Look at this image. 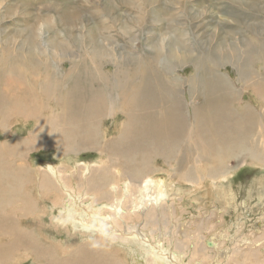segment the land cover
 I'll use <instances>...</instances> for the list:
<instances>
[{
	"label": "rangeland",
	"instance_id": "rangeland-1",
	"mask_svg": "<svg viewBox=\"0 0 264 264\" xmlns=\"http://www.w3.org/2000/svg\"><path fill=\"white\" fill-rule=\"evenodd\" d=\"M248 49H253L250 52H255L251 58L253 64L251 62L250 66L260 73L261 67L264 66L258 59V53L260 56L263 53L264 56V0H0V97L2 95L6 98L12 96L13 99L18 97V100L22 99L28 103L33 101L31 107H36L35 115L38 117L28 116L24 119L17 115V111H25V108L30 107L27 104L21 106L14 100L11 104L8 101L3 105L0 104V179H5L6 170L18 169L20 166H26L30 170L27 172L32 181L34 173L38 174L45 168L64 166L70 172L73 166L79 164L103 165L107 164L108 155L111 152L126 150L127 139L118 138L121 133L119 124L124 123L125 119L121 116L118 124L112 123L109 118L112 112L110 109H106L98 119L99 143L96 148L82 147L74 143L71 148L60 150L53 144L46 143L48 141L44 140V135H37L35 132L37 126L48 127L46 118L52 120L57 113L63 111L62 93L65 94L66 90L77 85L75 82L77 76H82L83 79L80 82L84 83L85 76L91 74L90 71H95V64L106 73L113 75L116 70L114 65L117 62L120 61L125 64V68L132 71V67L139 62L142 70L151 71L152 76L157 77L160 82L176 84L178 87L184 84L182 89L185 96L182 95L181 98L184 99L182 102L184 105L187 102V111L192 115L193 102L199 109L204 103L205 93L202 85L204 79L214 83L216 77H213L214 75H224L232 80L236 88L244 91V84L240 82L238 72L244 68V66L239 68L242 64L240 62L243 57L242 52ZM101 57L102 64L99 63ZM183 58H186L185 63L182 62ZM39 61L43 63L39 64ZM168 66L173 67L170 74L167 71ZM209 66L213 67L210 69ZM70 73L78 75L72 78ZM24 77L27 79H23ZM51 79L57 82L56 90L54 82L53 89H41L37 86ZM57 98L61 100L57 101ZM240 98L242 102L240 100L238 102L254 105L256 110L262 107V102L259 104L260 99L249 90ZM7 105L10 106L6 111ZM68 106L69 109H74V103H69ZM236 107L237 110L240 109L239 106ZM45 108L48 111H43ZM51 111H57V113L51 114ZM3 115L8 117L6 123L3 121ZM93 118L87 116L83 123ZM57 127L61 126L57 124ZM57 127L52 129L57 131ZM191 128L189 124L183 140L178 145L179 148L177 147L179 150L174 146L165 145L161 140L159 152L164 150L162 145H165L166 148L171 149L168 153L172 151L175 159L164 161L157 157V154L149 153L152 149L148 147V143L146 148L149 152L145 148L128 149L129 154L118 153V160L130 161L132 168L128 169L134 171V167L144 164L145 159L149 158L147 162L149 173L154 167L158 170L156 172L158 175L154 176H162L168 179V182L175 184L174 192L179 191V194L170 198V202H173L171 205L173 204L177 209L176 220H186L193 224L201 213L203 216L210 215L216 209L223 208L222 222H215L218 228L213 231L215 234L220 228L231 227L232 229L233 227L230 231L233 235L237 231L235 226L242 223L245 224L244 237L260 239L262 236L259 235L262 233L264 235V198L261 199L263 202L261 204L257 198L260 193L257 189L259 180H264V160L248 158L243 161L241 158L244 155H239L241 150L237 153L222 148L221 161L218 155L211 163L196 164L194 159L198 152L193 153L192 146L186 149L185 162L182 163L178 159L183 155V145L185 146L186 143L193 145L196 140V133L192 132ZM149 141L151 140L143 141V143L146 144ZM150 143L156 145L153 141ZM20 144L31 145L22 147ZM14 145L18 147L14 149ZM200 153L205 154L203 150ZM253 153L262 154L256 149ZM217 165H220L222 170L229 167L231 172L225 179L220 176L218 180L213 181L208 178V174H210V168L213 169ZM180 166L184 170L179 171ZM122 171L125 173L124 169ZM188 171L192 176L185 179V172ZM201 175L206 176L204 186L199 184ZM11 177L12 175H9L8 179ZM136 178L139 179V176ZM128 179L129 177L126 176L120 181L112 182L111 180L109 184L112 182L121 187V183L130 180ZM76 182L74 181V186L77 188ZM221 188L233 190L238 210L227 207L223 201L213 197ZM211 193H214L212 195L214 200ZM30 196L35 198V201H40V207H46L48 210L46 217L37 219L36 223L39 226L32 224L34 221L32 219H22L19 218L20 216L14 219L26 221L24 227L21 225L23 228L34 227L35 234H33L41 241V244L46 248L55 249L54 255L50 256L51 259H70L71 261L74 259V264L76 259L77 264L89 262L112 264L116 261L133 264L129 250L120 243H111L109 248L111 251H109L104 247L91 244L90 242L94 240L85 241L83 235L72 233L64 226L55 229L51 218L57 214V209L52 206V198L51 200L42 199V191L37 186L35 193L32 192ZM20 204L17 205L19 208L22 206V203ZM191 218L196 219L193 222ZM7 224L11 225L12 222ZM193 231L192 234H195ZM20 235H15L16 246H10L11 237H7L4 233L0 234V249L2 248L0 264H45L46 260H37L33 256H28ZM38 235H41V239ZM203 235L212 234L209 232ZM82 251L84 254L80 256ZM132 251L135 249L132 248ZM78 253L80 254L77 255ZM203 264H213V261L204 260ZM215 264L218 263L215 262Z\"/></svg>",
	"mask_w": 264,
	"mask_h": 264
},
{
	"label": "bare ground",
	"instance_id": "bare-ground-1",
	"mask_svg": "<svg viewBox=\"0 0 264 264\" xmlns=\"http://www.w3.org/2000/svg\"><path fill=\"white\" fill-rule=\"evenodd\" d=\"M250 50L242 52L243 57L240 61L242 64L239 68L243 66L244 68H241L238 72L241 80L239 81L244 84V91L236 88L232 80L224 75H214L213 77L216 76L215 81L213 80L214 83L204 79L202 81L205 93L204 103L199 109V107L196 108L197 105L193 102L192 115L187 111V102L185 105L182 102L184 100L181 98L184 95L182 89L184 84L178 87L176 84L160 82L157 77L152 76L151 71L142 70L139 62L136 66L134 65L135 67H132L133 71L127 67L125 68V64L120 61L114 63L116 70L113 75L106 73L105 70L98 68L95 64V71L92 70L90 71L91 74L85 76L84 83L80 82L83 79L82 76L79 77L78 74L70 73L72 78L77 76L75 80L77 85H74L68 91L64 90L66 95L63 93L61 95V99L64 101L60 98L56 99L64 102L61 103L63 111L59 113L51 111V114L57 113L56 117L52 120L46 118L48 127L37 126L35 130L37 135H44V140L47 139L48 141L46 143L53 144L60 150L67 147L71 148L74 143L82 147L96 148L99 143L97 139L98 119L106 109H110L112 112L109 118L112 123L118 124L121 116L125 119L124 123L119 124L121 133L118 138L127 139L126 150L111 152L108 155L107 164L103 165L98 163L93 165L90 163L79 164L73 166L70 172L64 166L45 168L43 171H39L38 174L35 172L32 181L27 172V170H30L26 166L6 170L5 179H0V224L3 226H0V234L4 233L7 237H11L10 246H16L17 238L15 235L21 234L28 256H33L37 260H46L45 264L71 262L74 264V259L72 261L70 259H51L50 256L54 255L55 249L46 248L41 244V241L34 235V227L25 226L26 228H23L26 221L22 219H32L34 220L32 224H37V219H44L48 213L45 206L40 207V201H35V198L30 196L32 192L35 193L37 186L42 191L43 196L41 198L44 200H51L52 198V206L57 209V214L51 218L55 229L64 226L72 233L83 235L85 241L94 240L90 243L104 247L109 251H111L109 249L111 243H120L129 250L133 264H194L195 262L203 264L204 260H211L213 264L215 262L218 264H264L263 233L259 235L262 236L260 239L246 238L243 236L245 224L241 223L235 226L237 231L234 230L233 235L230 233L233 227L232 229L231 227L220 228L215 234L213 231L218 229L215 222H222L223 208L216 209L210 215L203 216L201 213L199 215L203 217L195 218V222V219L191 218L193 224L188 223L185 219V221L176 220L177 209L173 204L171 205L173 202H170V198L179 194V191L174 192L175 184L168 182V179L162 176H154L158 175L156 174L158 170L154 167L151 170L152 174H150L147 165L149 158L145 159L144 164L137 163V167L133 168L134 171L128 169L132 168L130 161L123 160V162H120L118 160V153L129 154L128 149L145 148L149 152L146 148L148 143V147L152 149L149 153L157 154L156 156L164 161L175 159L172 151L168 153L171 149L166 148L165 145L174 146L177 149L189 124L192 127V132L196 133V140L193 145L188 143L185 146L183 145V155L178 159L182 163L185 162L186 149L192 146L194 147L193 153L198 152L197 157L194 159L196 164L211 163L218 155H220L221 161L222 148L237 153L241 150L242 152L240 151L239 155H244L241 158L243 161L248 158L253 160L256 158L259 159L258 161L264 160V66L261 67L260 73L251 68V58L255 52H250ZM259 54L258 59L264 64L263 53L262 56ZM185 59L183 58V61H181L184 62ZM100 60L99 63L102 64V57ZM38 63L43 62L39 61ZM211 67L209 66L210 69ZM258 69L260 68L258 67ZM172 70L173 67L168 66L167 71L169 74ZM23 79L27 78L24 77ZM53 82L56 90L57 82L52 79L41 82L37 86L41 89H53ZM208 84L212 86L208 87ZM247 90L260 99L259 104L262 102L260 110H256L254 105L238 102V100H242L241 96L247 94ZM1 97L0 104L2 105L7 101L11 104V101L14 100L16 103L19 102L21 106L24 104L30 106L25 108V111H17L18 116L24 119L28 116L38 118L35 115L36 107H31L33 101L28 103L22 99L18 100V97L14 99L12 96L6 98L2 95ZM69 103H74V109H69ZM9 106H6V111L9 110ZM236 106H239L240 109L237 110ZM45 110L48 111L46 108L43 111ZM87 116L94 118L87 123H83L84 118ZM2 118L6 123L8 117L3 115ZM62 122L65 123L62 125ZM56 123L61 127H57ZM54 127H57V131L52 129ZM147 140L153 141L156 145L150 143L151 141L144 144L143 141ZM161 140L165 145L161 144L164 150L159 152L161 150ZM20 145L22 146V144ZM30 145L24 144L23 146L30 147ZM17 147L18 145H14V149ZM254 149L262 154L253 153ZM172 150L175 151V149ZM202 150L205 152L204 155L200 153ZM123 169L125 173H123ZM178 170L182 171L184 168L180 166ZM209 172L208 178L215 181L220 176L225 179L230 174L231 169L226 167L222 170L221 166L217 165L213 169L210 168ZM9 175H12L10 179H8ZM137 175L139 179L136 178ZM126 176L130 180L123 181L121 187L119 184L112 183L125 179ZM190 176H192L191 172H185V179ZM205 179L206 176L201 175L199 184L204 186ZM111 180L112 182L109 184ZM74 181H77V188L74 186ZM259 182L257 191L260 193L257 198L261 203V199L264 198V180H259ZM212 184L214 183L212 182ZM108 188H110V191H108ZM206 190L205 194L207 193ZM218 191V193H213L215 199L223 201L227 207H234L238 210L236 195L232 189L221 188ZM184 194L187 195V193ZM213 194L211 193V197ZM179 201L181 202V200ZM210 202L213 201L210 200ZM20 203H22V206L19 208L17 205ZM244 204L246 205V203ZM17 212L20 215H17ZM8 215L10 216L8 217ZM18 216L22 219L17 221L14 218ZM8 222H12V224L8 225ZM192 231L195 234H192ZM209 232L212 235H203ZM132 248L135 251H132ZM83 254L82 251L80 256ZM73 256L75 257V255ZM99 263L101 262L97 264ZM75 264H77V259ZM87 264L93 263L89 262ZM112 264L124 263L116 261Z\"/></svg>",
	"mask_w": 264,
	"mask_h": 264
}]
</instances>
